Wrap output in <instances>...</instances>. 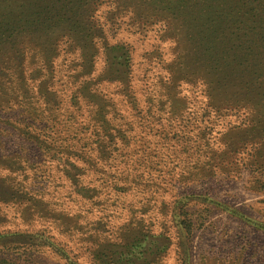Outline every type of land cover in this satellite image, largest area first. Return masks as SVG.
Returning a JSON list of instances; mask_svg holds the SVG:
<instances>
[{
    "label": "rangeland",
    "instance_id": "obj_1",
    "mask_svg": "<svg viewBox=\"0 0 264 264\" xmlns=\"http://www.w3.org/2000/svg\"><path fill=\"white\" fill-rule=\"evenodd\" d=\"M44 20L58 23L43 33ZM248 35L254 59L240 60ZM208 42L227 48L211 58L213 102L178 73L165 91L172 65L209 60ZM125 66L147 144L88 156L90 89L134 120L118 81L91 86ZM35 114L82 131L37 136ZM0 264H264V0H0Z\"/></svg>",
    "mask_w": 264,
    "mask_h": 264
},
{
    "label": "trees",
    "instance_id": "obj_2",
    "mask_svg": "<svg viewBox=\"0 0 264 264\" xmlns=\"http://www.w3.org/2000/svg\"><path fill=\"white\" fill-rule=\"evenodd\" d=\"M46 21L48 20H44L43 22L40 23L41 29H43L42 30L43 33H46L48 31V28L44 29L43 27L45 24L49 25V24L58 23L56 21H51V23H47ZM53 30L54 29H52V31ZM245 37L247 38L246 40H243L237 46L233 45L234 47L233 46L231 47V48H234L233 55L237 56L238 59L240 60H244L247 56H249L250 59H254L252 56L253 54L247 51H250L252 49L251 46L256 45V44L255 42L252 41L250 35L245 36ZM55 40H53L55 44L51 45L49 49L50 55L48 59L46 60L47 65L49 67L53 66L52 60L55 58L54 53L58 47V45H56ZM210 42L212 43V41ZM210 42H208L206 46L203 47V50L206 51L207 56H209L208 61H206L202 65L197 64L196 66L191 67V68H188V66H185L186 64L184 62H179L178 66L173 63L174 65L171 66L170 71H169L171 72L170 78L164 80L163 82L164 87L166 86L165 83H167V85H172L173 83L172 78L176 77L175 75H173V73H178L180 75V78L178 79L179 83L181 82L195 83L197 82V80L200 79V81L203 84V93L205 97L208 99V101L212 103L213 94L211 93L212 91L210 89L211 81L208 79H209V75L211 72L210 70L213 71L215 68L214 66L215 62L213 63L211 58L215 56V59H216V56H220L221 58H223L222 60H227V54L225 52L227 48H226V44H224L223 42H218V44L220 43L219 45L218 44L210 45ZM127 58L128 57H126V59ZM176 67H177V71L175 69ZM128 68L125 66V69L120 74V77L115 76L116 74L112 72L108 75H105L104 73L102 75H98L99 77L98 76L96 77L95 83L91 84V86L95 87L96 85H99L104 81L108 83L118 81L120 83V86L113 93L121 96L122 98L121 101H124L126 107L128 108L130 112L129 113L130 118H134L133 122L131 121V119H128L125 116V114L121 111V109L117 106L116 100H114V98L111 96H107L106 93L95 91V89L93 88L94 90L90 89L88 91L87 97H86V94H84L85 97L83 96V98L85 99V102H88V106L89 105L96 106L95 112H94V109H92V112L88 110V128H86V130L88 129V147L90 145H93L89 147L88 149V156L90 155V150H97L102 155L112 152L113 154L111 155L116 154V157L117 156H123V157L130 156L131 154H134L137 151L135 148V145H137L138 141L141 140L142 146H145L147 144V140L145 139V137L147 136L141 135V132L143 129L139 130L135 127L136 121L138 120L139 116H143V114H141V111L139 110L140 109L139 103L142 101V99L139 96H137L136 95L137 92H135V90L131 88L130 71ZM184 68L191 70L192 72L185 71ZM214 71H216V69ZM178 82L177 84L174 83V86L178 85L179 84ZM163 84L161 86H163ZM83 88L84 90L87 88L86 82L82 83L81 89ZM172 89L173 88H171L170 86H166L165 91L170 90L174 92L175 90H172ZM52 93H53L52 91L47 93L49 95L45 101L46 103H44L47 105V106L46 105L44 106V109H46L45 110L46 112H55L59 110V105H60L61 100L60 98L53 96ZM166 94L167 93L163 92L164 96ZM67 97H69V95H67ZM168 97H170L169 93L167 94L166 100L168 99ZM69 99H70L69 102L71 104H73L74 102L79 103V100H77L76 98L70 97ZM150 99H152V97L149 96L147 97L146 101H151ZM225 100H223L224 103H228L230 101L229 99H225ZM146 108L148 109L149 106L147 105ZM53 114L54 113H51L48 116V113H47L49 123H52L53 120H56L55 115ZM41 117H44V116H40L39 118V114H35L34 118L30 119V121L29 122L27 121L26 123L27 127L36 126L37 124V129H38L37 136H47L50 139L51 138L54 139V136H77V134L82 131L81 129H78L77 126L72 124V122H74V119L71 120L69 116L66 117L64 121L62 120L54 121V125L40 123ZM98 121L101 123H105V126L109 128L103 133V136H98L97 132L95 131V123ZM61 122H64V123H61ZM83 126H85V124H83ZM86 130H83V131H86ZM66 131H69V132H66ZM102 141H107L108 148L106 147L105 143H102ZM40 145H41L40 147L42 148H44L42 145L49 146V144H47L44 138L42 140V144ZM131 146H134V147H131ZM78 151H82V150L78 149ZM143 154H147V153L144 152ZM79 156H84V155H79ZM129 162H136V160H133V158H130Z\"/></svg>",
    "mask_w": 264,
    "mask_h": 264
}]
</instances>
